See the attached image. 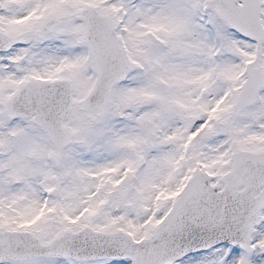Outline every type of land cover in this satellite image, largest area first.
I'll return each mask as SVG.
<instances>
[{
	"label": "snow or ice",
	"instance_id": "obj_1",
	"mask_svg": "<svg viewBox=\"0 0 264 264\" xmlns=\"http://www.w3.org/2000/svg\"><path fill=\"white\" fill-rule=\"evenodd\" d=\"M0 264H264V0H0Z\"/></svg>",
	"mask_w": 264,
	"mask_h": 264
}]
</instances>
